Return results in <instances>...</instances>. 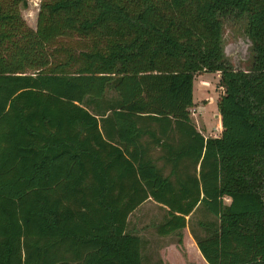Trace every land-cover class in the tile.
Segmentation results:
<instances>
[{
  "label": "trees",
  "instance_id": "1",
  "mask_svg": "<svg viewBox=\"0 0 264 264\" xmlns=\"http://www.w3.org/2000/svg\"><path fill=\"white\" fill-rule=\"evenodd\" d=\"M26 6L0 0V264H142L127 224L148 199L182 249L187 216L216 218L190 231L205 264H264V0H41L35 29ZM203 73L217 137L190 117Z\"/></svg>",
  "mask_w": 264,
  "mask_h": 264
},
{
  "label": "rangeland",
  "instance_id": "2",
  "mask_svg": "<svg viewBox=\"0 0 264 264\" xmlns=\"http://www.w3.org/2000/svg\"><path fill=\"white\" fill-rule=\"evenodd\" d=\"M41 0H27V6L21 10V15L26 24L35 29L37 13ZM244 22L229 20L223 28L224 51L231 64L235 68L248 69L251 65L250 41L244 32ZM78 36L65 38L63 41L75 44ZM223 93V88L219 85L218 73H203L196 75L193 79V106L189 109L190 117L196 129L205 137H217L221 134L222 127L220 115L218 113V100ZM228 203L229 199L225 198ZM166 209L149 199L142 203L129 218V228L139 227L143 238L142 264H164L157 254L152 251L154 246L160 241L157 236L156 225L164 218ZM188 226L182 230L189 232L194 230L198 236H203L204 231L198 222L216 221V218L205 211L201 206L187 218ZM192 235V234H191ZM193 237V236H192ZM176 242V235L173 234L164 239L163 242ZM147 244L149 246H147ZM182 257L174 251L168 257L171 264H203L195 254L194 249L186 241V247L177 246ZM186 250V253H185ZM167 263V264H170Z\"/></svg>",
  "mask_w": 264,
  "mask_h": 264
},
{
  "label": "crops",
  "instance_id": "3",
  "mask_svg": "<svg viewBox=\"0 0 264 264\" xmlns=\"http://www.w3.org/2000/svg\"><path fill=\"white\" fill-rule=\"evenodd\" d=\"M194 103V102H193ZM149 200V199H148ZM148 200H146V201H148ZM145 202V201H144ZM143 202V203H144ZM155 202V201H154ZM156 203V202H155ZM142 204V203H141ZM140 204V205H141ZM158 204V203H157ZM139 205V206H140ZM160 205V204H159ZM138 206V207H139ZM162 206V205H161ZM137 207V208H138ZM163 207V206H162ZM136 208V209H137ZM163 208H165V209H167L166 207H163ZM135 209V210H136ZM134 210V211H135ZM134 211H132L131 212V214L132 213H134ZM131 214L128 216V224H127V230L128 231H130L131 233H133V234H136V235H138L140 238H141V241H142V246H143V243L145 244V242H143V238L141 237V230L139 229V227L137 228V227H135L134 228V226L132 227V228H129V218H130V216H131ZM190 216V215H189ZM186 218H188V216L186 217ZM156 228H157V225H156ZM186 232H183V238H182V242H183V248H185L186 247V241H188L189 242V244L192 246V248L194 249V251H195V254L197 255V257L199 258V260H201V262L203 263V264H205L206 262L204 261V259H203V257L200 255V253H199V251H198V249H197V247H196V244H195V240L193 239V237H192V235H191V233L186 229L185 230ZM171 235H173V234H169V235H159L158 233H157V236H158V238L160 239V241L154 246V248L152 249V251H154L156 254H157V257H159V259H160V261H162V263H164V264H167V263H169L170 261H169V258L168 257H170L171 256V252L172 251H174L175 253H177L179 256H181L182 257V255H181V253L179 252V250H178V248H177V245L175 244V242H163V240L164 239H167V237L168 236H171ZM147 246H149L148 244H147ZM141 249H142V247H141ZM185 253H186V250H185ZM141 256H142V252H141ZM170 264H171V262H170Z\"/></svg>",
  "mask_w": 264,
  "mask_h": 264
}]
</instances>
